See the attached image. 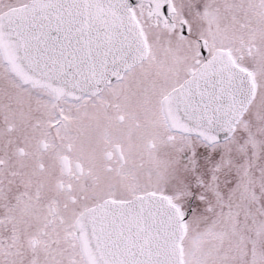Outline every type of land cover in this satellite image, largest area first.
Instances as JSON below:
<instances>
[{
  "label": "snow or ice",
  "instance_id": "snow-or-ice-1",
  "mask_svg": "<svg viewBox=\"0 0 264 264\" xmlns=\"http://www.w3.org/2000/svg\"><path fill=\"white\" fill-rule=\"evenodd\" d=\"M0 264H264V0H0Z\"/></svg>",
  "mask_w": 264,
  "mask_h": 264
}]
</instances>
